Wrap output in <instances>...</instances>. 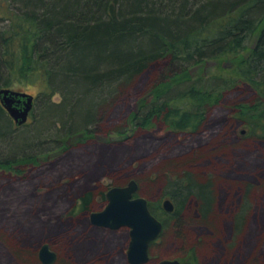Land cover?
<instances>
[{"label":"trees","instance_id":"1","mask_svg":"<svg viewBox=\"0 0 264 264\" xmlns=\"http://www.w3.org/2000/svg\"><path fill=\"white\" fill-rule=\"evenodd\" d=\"M0 21H6L0 29V87L26 82L38 89L28 116L31 129L27 121L14 124L0 104V145L10 150L0 157L4 171L19 174L30 163L65 149V137L80 133L82 141L92 136L89 126L98 113L115 101L123 85L159 60L176 69L137 98L136 109L126 118L128 126L117 134L151 127L155 120L174 132H197L205 108L243 82L256 91L257 99L237 105L236 115L259 128L264 139V0H0ZM252 36L253 46L242 57ZM228 56L233 66L213 77L214 87L192 84L167 96L188 82L191 66ZM56 93L60 102L52 100ZM31 137L37 152L27 155L22 149L30 147ZM183 174L181 183L168 181L174 209L165 213L162 229L182 219L179 233L173 231L178 237L188 223L183 208L193 199L197 222L214 233L212 184L190 171ZM91 200L90 191L82 194L79 210L88 211ZM148 207L157 217L150 203ZM246 212L242 207L233 213L235 233L242 229ZM188 251L193 253L187 259L197 261L195 250ZM14 255L23 258L21 251Z\"/></svg>","mask_w":264,"mask_h":264},{"label":"rangeland","instance_id":"2","mask_svg":"<svg viewBox=\"0 0 264 264\" xmlns=\"http://www.w3.org/2000/svg\"><path fill=\"white\" fill-rule=\"evenodd\" d=\"M5 22L0 21V29ZM254 41L252 36L239 55L245 57ZM232 60L228 56L191 66L188 82L175 86L167 96L192 84L214 87L213 77L231 68ZM168 66L165 60L153 62L123 85L115 101L89 126L92 136L82 141L80 133L65 137V149L44 155L19 174L0 169V264H41L38 250L42 244L55 253L53 264H128L129 229L109 230L89 222V213L106 204L101 193L135 180L138 196L164 222L168 215L161 208L162 201L186 171L201 182L209 181L215 190V232L197 222L192 199L183 208L188 223L182 233L177 237L173 231L179 233L183 220L171 221L151 243V262L177 256L187 259L191 248L195 264H264V139L258 136L259 128L236 115L237 105L257 99L250 85L238 82L224 91L217 104L207 106L197 132H174L155 120L151 127L122 133V138L117 134L116 130L128 126L126 118L136 109L137 98L176 69L174 64ZM13 87L32 95L38 91L26 82ZM52 100L60 102L61 97L56 93ZM27 122L31 129L30 117ZM35 146L32 138L23 153L36 154ZM9 151L4 143L0 145V157ZM87 191L92 200L84 212L77 204ZM242 207H247V214L242 229L235 233L232 215ZM19 251L21 260L14 255Z\"/></svg>","mask_w":264,"mask_h":264},{"label":"water","instance_id":"3","mask_svg":"<svg viewBox=\"0 0 264 264\" xmlns=\"http://www.w3.org/2000/svg\"><path fill=\"white\" fill-rule=\"evenodd\" d=\"M33 101L34 96L27 92L0 88V104L17 126L26 123ZM137 187L135 180H129L122 187H110L104 194L106 200L104 208L89 214V222L93 226L109 230H117L121 227L129 229V241L125 251L128 264L148 262L149 243L159 237L163 228L162 222L150 212L148 201L141 196L134 197ZM162 209L167 213L173 211L174 205L169 198L163 199ZM55 258V253L47 244L39 247L38 259L41 264H53ZM156 264L181 263L176 259H163Z\"/></svg>","mask_w":264,"mask_h":264},{"label":"flooded vegetation","instance_id":"4","mask_svg":"<svg viewBox=\"0 0 264 264\" xmlns=\"http://www.w3.org/2000/svg\"><path fill=\"white\" fill-rule=\"evenodd\" d=\"M127 184V183H126ZM125 184V185H126ZM125 185H123V186H125ZM117 187H122V186H117ZM109 189V188H108ZM136 196H138L137 194L136 195H134V197H136ZM149 204V203H148ZM94 212H96V211H94ZM157 218V217H156ZM152 243V242H151ZM151 243H149V246H148V254H149V260H148V262L146 263V264H156L157 262H159L160 260H163V259H169V260H172V259H176V260H178L181 264H183V263H192V264H194L193 262H191V261H189L188 259H182V257H174V258H162V259H160V260H157V261H154V262H151V257H150V252H149V248H150V246H151Z\"/></svg>","mask_w":264,"mask_h":264},{"label":"bare ground","instance_id":"5","mask_svg":"<svg viewBox=\"0 0 264 264\" xmlns=\"http://www.w3.org/2000/svg\"><path fill=\"white\" fill-rule=\"evenodd\" d=\"M81 136H82V134H81ZM137 188H138V187H137ZM104 194H105V193H104ZM136 194L138 195V192H137V191L135 192L134 195H136ZM165 198H168V197H165ZM165 198H164V199H165ZM104 199H105V197H104ZM105 201H106V200H105ZM100 211H101V210H100ZM92 212H94V211H92ZM96 212H97V211H96ZM90 213H91V212H90ZM90 213H89V214H90ZM90 224H91V223H90ZM152 242H154V241H152Z\"/></svg>","mask_w":264,"mask_h":264}]
</instances>
